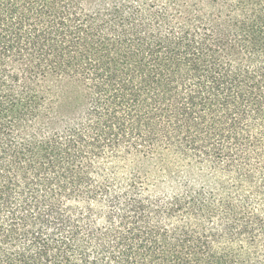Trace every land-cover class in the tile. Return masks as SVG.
Wrapping results in <instances>:
<instances>
[{
    "label": "trees",
    "instance_id": "trees-1",
    "mask_svg": "<svg viewBox=\"0 0 264 264\" xmlns=\"http://www.w3.org/2000/svg\"><path fill=\"white\" fill-rule=\"evenodd\" d=\"M0 264H264V0H0Z\"/></svg>",
    "mask_w": 264,
    "mask_h": 264
}]
</instances>
